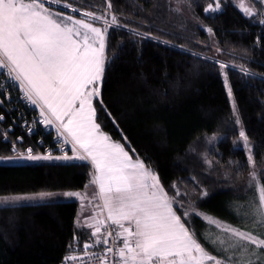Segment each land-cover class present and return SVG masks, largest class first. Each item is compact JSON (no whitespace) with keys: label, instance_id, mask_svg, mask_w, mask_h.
<instances>
[{"label":"trees","instance_id":"1","mask_svg":"<svg viewBox=\"0 0 264 264\" xmlns=\"http://www.w3.org/2000/svg\"><path fill=\"white\" fill-rule=\"evenodd\" d=\"M82 1L108 5L118 20L93 100L100 131L158 177L200 243L213 244L200 213L242 232L264 185V0ZM0 85V160L59 151L62 141L20 86ZM92 178L89 162L70 157L0 163V196L79 191ZM78 212L75 201L0 207V264H60L89 246L94 235Z\"/></svg>","mask_w":264,"mask_h":264},{"label":"rangeland","instance_id":"2","mask_svg":"<svg viewBox=\"0 0 264 264\" xmlns=\"http://www.w3.org/2000/svg\"><path fill=\"white\" fill-rule=\"evenodd\" d=\"M94 7L82 0H0V55L16 81L3 76L1 66L0 78L16 85L20 82L30 103L40 106L37 109L45 117L41 123L52 126L62 141L56 153L42 157L21 154L0 163L70 157L90 162L93 170L92 181L83 190L0 196V207L78 202L77 222L89 227L106 217L134 243L136 263L140 264H264V185L260 181L255 201L246 206L242 232L211 215L198 214L209 225L206 239L210 242L212 235L211 249L181 222L158 177L123 144L113 141L115 147L103 149L101 156L92 148L112 142L97 133L93 100L100 94L106 66L108 27L118 23L108 5ZM210 50L208 56H219V51ZM223 80L235 109L225 75ZM32 87L49 101L57 115L55 124L47 112L50 106L40 97L39 102ZM59 111L65 116L60 117ZM240 133L241 147L254 171L250 144L242 129Z\"/></svg>","mask_w":264,"mask_h":264},{"label":"built area","instance_id":"3","mask_svg":"<svg viewBox=\"0 0 264 264\" xmlns=\"http://www.w3.org/2000/svg\"><path fill=\"white\" fill-rule=\"evenodd\" d=\"M2 75L16 81L12 68L0 55ZM8 81V80H7ZM21 89L23 86L17 82ZM25 100L31 101L23 91ZM135 245L114 223L105 218L94 234L89 246L79 252L69 253L60 264H139L134 262Z\"/></svg>","mask_w":264,"mask_h":264},{"label":"crops","instance_id":"4","mask_svg":"<svg viewBox=\"0 0 264 264\" xmlns=\"http://www.w3.org/2000/svg\"><path fill=\"white\" fill-rule=\"evenodd\" d=\"M43 10V9H42ZM43 13L45 14V15H48L50 18H51V16H50V14H49V12L47 11V9H45V10H43ZM32 89L34 90V92H35V96L38 98V100H39V97H40V99L42 100V102L44 103V104H46V106L49 108V106H50V108L48 109L49 111H47L48 112V114L51 116V119L53 120V122H54V124H55V116H57L56 115V113H55V111H52V107H51V105H50V103H49V101L47 100V99H45V97L39 92V90H37V89H35L34 87H32ZM35 101V100H34ZM39 102L41 103V101L39 100ZM34 105H36L35 103H34ZM42 105V104H41ZM46 107V108H47ZM37 108H40V106H38L37 105ZM57 109H58V107H57ZM45 112V111H44ZM56 112H58L57 110H56ZM46 113V112H45ZM59 114H60V117H64L65 115H62L61 114V112L59 111ZM41 117H42V119H43V121H44V123H45V117L43 116V114H41ZM48 122V121H47ZM51 123V122H50ZM47 124V123H46ZM52 126H50V128H51ZM56 131V130H55ZM97 133H99V134H101L102 132L101 131H99V132H97ZM102 135H104V137H106L108 140H106V141H111V140H109V138H108V136H106L105 134H102ZM82 143H84V141L82 140ZM102 143V142H101ZM113 143V141L112 142H107V143H105V144H102L103 146H104V148L103 147H100V143H97L94 147H92V148H95L96 149V151H98V155L99 156H101V154L103 153V149H106L107 147H109V148H112V147H115L114 145H116V144H112ZM86 146V145H85ZM133 159V158H132ZM90 163V162H89ZM106 218V217H105ZM104 218V219H105ZM102 223V222H101ZM100 223V224H101ZM90 224V223H89ZM100 224H96V225H94V226H90L89 225V229L92 231V233H93V235L95 234V232H96V230L99 228V226H100ZM129 241H130V243H132V241H131V239H129ZM132 244H134V243H132ZM136 252V251H135ZM134 262H136V256H135V253H134V260H133ZM140 264V263H139Z\"/></svg>","mask_w":264,"mask_h":264}]
</instances>
